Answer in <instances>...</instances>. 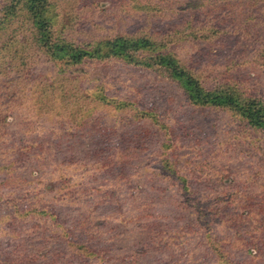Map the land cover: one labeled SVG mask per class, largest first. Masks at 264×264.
Returning <instances> with one entry per match:
<instances>
[{"label": "rangeland", "instance_id": "rangeland-1", "mask_svg": "<svg viewBox=\"0 0 264 264\" xmlns=\"http://www.w3.org/2000/svg\"><path fill=\"white\" fill-rule=\"evenodd\" d=\"M0 264H264V0H0Z\"/></svg>", "mask_w": 264, "mask_h": 264}, {"label": "trees", "instance_id": "trees-1", "mask_svg": "<svg viewBox=\"0 0 264 264\" xmlns=\"http://www.w3.org/2000/svg\"><path fill=\"white\" fill-rule=\"evenodd\" d=\"M119 42H122V40L121 39H118L116 41V44H118ZM108 44L111 45L112 43L109 42ZM122 45L123 44H120L119 46L118 45H114V46L115 47L118 46L121 49ZM150 48H152V47H150ZM64 51H66V48L64 49ZM110 52L111 51H108L107 53H110ZM93 55L96 56L97 58H102L104 56V54L100 53L98 51V49L94 52ZM159 56H161V57L163 56V60L164 61L167 58L166 55H159ZM192 79H194V78H192ZM195 80L196 79H194L192 81L195 82ZM187 90L189 92L190 98H192V100L195 101L196 103H207L209 105H214V106L220 105L224 100H226L227 97H225V96H228V94H226V92L228 93V91H231L229 89V87L227 88L226 85H224V90H225V95H224V94H222V92L224 90H222L220 87H218L216 89H213V90H209V89H205V88L200 87L198 84L196 86V89L194 87L192 89V88H190L188 86L187 87Z\"/></svg>", "mask_w": 264, "mask_h": 264}]
</instances>
